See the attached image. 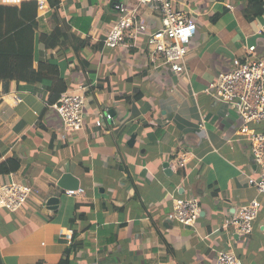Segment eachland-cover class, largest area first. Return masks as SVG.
<instances>
[{
  "label": "crops",
  "instance_id": "crops-1",
  "mask_svg": "<svg viewBox=\"0 0 264 264\" xmlns=\"http://www.w3.org/2000/svg\"><path fill=\"white\" fill-rule=\"evenodd\" d=\"M115 1L38 9L32 69L53 83L0 81V182L33 190L19 210L0 209L3 263L57 264L73 243L69 264H213L224 249L264 264V197L247 183L248 141L235 134L238 113L208 91L248 45L264 57V0H182L198 16L188 77L152 67L141 50L104 46ZM140 12L159 25L149 7ZM80 88L84 128L64 131L54 106ZM100 113L109 117L96 128ZM252 127L264 133V120ZM183 152L190 159L178 166ZM170 194L198 201L193 227L167 219ZM253 199L249 235L222 226Z\"/></svg>",
  "mask_w": 264,
  "mask_h": 264
},
{
  "label": "built area",
  "instance_id": "built-area-1",
  "mask_svg": "<svg viewBox=\"0 0 264 264\" xmlns=\"http://www.w3.org/2000/svg\"><path fill=\"white\" fill-rule=\"evenodd\" d=\"M36 2L40 10L50 8L47 0H0V6H16L23 2ZM149 7L153 19L140 12ZM231 8V6H228ZM115 19L110 23L103 44L110 49L141 50L148 64L154 68H166L176 75L188 77L187 58L189 45L198 29V16L185 8L182 0H116L112 4ZM258 34L264 37L263 32ZM82 92L62 93L54 106L64 131L79 132L84 128L85 110L88 98ZM208 91L222 105L229 106L238 113L240 123L235 134L246 138L252 161L254 175L247 177V183L264 197V133L252 127L264 120V57L257 54V46H247L244 57H233L231 66L219 72L209 84ZM84 92V93H83ZM107 113L96 114L94 125L103 128L102 119ZM203 128V120L198 124ZM190 156L180 153L176 157L178 166H183ZM33 192L27 184L16 181L0 182V209L15 212L29 199ZM84 190H64V194L75 196ZM171 202L167 219L186 227H193L200 215L198 201L193 198L168 196ZM260 202L251 200L226 219L223 227H232L236 234L247 236L252 231L253 220L257 216ZM213 264H242L231 249L218 252Z\"/></svg>",
  "mask_w": 264,
  "mask_h": 264
},
{
  "label": "trees",
  "instance_id": "trees-1",
  "mask_svg": "<svg viewBox=\"0 0 264 264\" xmlns=\"http://www.w3.org/2000/svg\"><path fill=\"white\" fill-rule=\"evenodd\" d=\"M47 1L50 7L58 3V0ZM35 3L27 1L16 6H0V81L47 82L48 87L53 83L51 76L32 69L33 28L39 9ZM77 248V244L72 243L57 264H69L68 257ZM0 264H4L1 257Z\"/></svg>",
  "mask_w": 264,
  "mask_h": 264
},
{
  "label": "water",
  "instance_id": "water-1",
  "mask_svg": "<svg viewBox=\"0 0 264 264\" xmlns=\"http://www.w3.org/2000/svg\"><path fill=\"white\" fill-rule=\"evenodd\" d=\"M51 202H56V199L51 198V199L49 200V203H51Z\"/></svg>",
  "mask_w": 264,
  "mask_h": 264
},
{
  "label": "rangeland",
  "instance_id": "rangeland-1",
  "mask_svg": "<svg viewBox=\"0 0 264 264\" xmlns=\"http://www.w3.org/2000/svg\"><path fill=\"white\" fill-rule=\"evenodd\" d=\"M228 219V218H227Z\"/></svg>",
  "mask_w": 264,
  "mask_h": 264
}]
</instances>
